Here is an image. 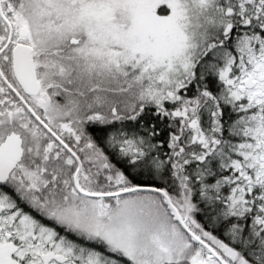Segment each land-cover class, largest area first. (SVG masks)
<instances>
[{
  "label": "snow or ice",
  "instance_id": "snow-or-ice-1",
  "mask_svg": "<svg viewBox=\"0 0 264 264\" xmlns=\"http://www.w3.org/2000/svg\"><path fill=\"white\" fill-rule=\"evenodd\" d=\"M0 264H264V0H0Z\"/></svg>",
  "mask_w": 264,
  "mask_h": 264
}]
</instances>
